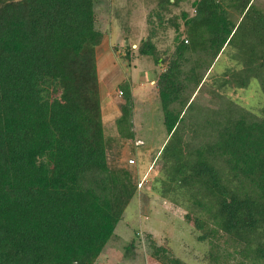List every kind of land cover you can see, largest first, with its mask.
Returning a JSON list of instances; mask_svg holds the SVG:
<instances>
[{
	"label": "trees",
	"instance_id": "trees-1",
	"mask_svg": "<svg viewBox=\"0 0 264 264\" xmlns=\"http://www.w3.org/2000/svg\"><path fill=\"white\" fill-rule=\"evenodd\" d=\"M156 1L162 18L184 0ZM98 2L0 0V264H94L137 193L135 171L109 162ZM191 5L192 15L182 12L186 38L155 81L166 132L154 158L162 194L185 218L241 244L242 264H264V107L256 114L225 96L208 111L192 104L225 47L241 67L227 68L217 86L245 88L254 78L264 94V1ZM170 24L178 39L179 23ZM138 54H156L150 37ZM119 87L117 131L132 142V93L125 80Z\"/></svg>",
	"mask_w": 264,
	"mask_h": 264
},
{
	"label": "rangeland",
	"instance_id": "rangeland-1",
	"mask_svg": "<svg viewBox=\"0 0 264 264\" xmlns=\"http://www.w3.org/2000/svg\"><path fill=\"white\" fill-rule=\"evenodd\" d=\"M156 2L99 0L95 6L96 26L103 33L95 55L104 132L112 138L109 162L135 171L138 183L137 193L94 264H171L167 258H175L179 264H242L241 244L193 215L185 218L183 206L171 200L173 195L162 194L163 171L154 158L166 132L155 81L173 57L176 44L186 38L182 12L192 15L194 8L192 0H184L169 5V10L158 18ZM171 19L179 23L178 39ZM145 37H150L155 55L138 54ZM232 53L228 47L219 53L205 73L202 86L192 95L193 108L208 111L225 96L261 114L264 94L256 79L252 78L245 88L217 86L227 68L241 67ZM124 80L133 99L132 142L121 139L117 131L122 102L119 83ZM131 241L134 246L127 254L125 249Z\"/></svg>",
	"mask_w": 264,
	"mask_h": 264
},
{
	"label": "built area",
	"instance_id": "built-area-1",
	"mask_svg": "<svg viewBox=\"0 0 264 264\" xmlns=\"http://www.w3.org/2000/svg\"><path fill=\"white\" fill-rule=\"evenodd\" d=\"M130 162H133V160L131 159Z\"/></svg>",
	"mask_w": 264,
	"mask_h": 264
}]
</instances>
